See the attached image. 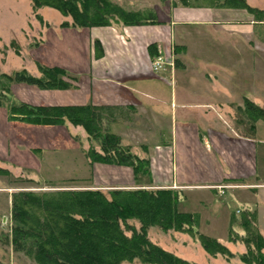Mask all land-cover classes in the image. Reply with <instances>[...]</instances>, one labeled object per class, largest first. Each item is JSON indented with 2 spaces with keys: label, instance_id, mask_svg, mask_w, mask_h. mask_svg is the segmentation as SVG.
Instances as JSON below:
<instances>
[{
  "label": "crops",
  "instance_id": "obj_1",
  "mask_svg": "<svg viewBox=\"0 0 264 264\" xmlns=\"http://www.w3.org/2000/svg\"><path fill=\"white\" fill-rule=\"evenodd\" d=\"M246 2L261 9L262 0ZM152 7L158 18L155 23L75 27L66 20L68 25L50 24L42 34L44 42L50 33V62L38 58L35 63L62 68L69 84L32 86L34 98L23 102L93 105L99 110L101 133L115 134L121 145L148 161V172L138 173L127 164L90 162L86 150L99 149V144L83 127L68 121L50 124L51 141L56 135L71 143L83 139L78 144L85 155V162L80 161V188H172L185 194L181 203L194 192L213 193L218 186L246 179L264 185L257 156V141H264V127L260 128L264 120H255L253 131L241 134L231 126L229 115L232 103L241 106L244 98L264 108V97H247L231 84L228 69L199 65L201 55L186 54L188 39L203 34L199 28L219 22L218 16L220 22L230 23L223 17L237 9L180 0H159ZM230 24L237 33L248 26L240 20ZM150 44L155 47L153 55ZM157 55L165 63L153 70ZM31 74L40 72L35 68Z\"/></svg>",
  "mask_w": 264,
  "mask_h": 264
},
{
  "label": "rangeland",
  "instance_id": "obj_2",
  "mask_svg": "<svg viewBox=\"0 0 264 264\" xmlns=\"http://www.w3.org/2000/svg\"><path fill=\"white\" fill-rule=\"evenodd\" d=\"M110 1L126 10H142L159 2ZM260 3V13L236 8L223 17L229 18L230 23L238 20L246 23V30L237 33L234 24L222 23V16H218L219 22L199 28L203 34L188 39L191 43L186 51L193 58L201 55L199 65L209 63L215 70L228 69L231 84L251 99L255 95L264 97V0ZM66 20L72 21L71 17L51 7L33 8L31 0H0V73L11 74L21 68L33 73L37 68L36 59L50 62V33L42 42L43 31L52 23ZM32 86L35 85L8 81L5 75H0V88H4L0 89V264H38L12 246V193L80 188V161L85 160V155L78 144L82 145L83 139L71 143V140L56 135L51 141L50 130L53 129L50 125L29 123L12 116L13 106L34 98ZM241 108L243 103L241 106L232 103L230 124L241 134H249V125L253 121ZM262 135L264 137V133ZM257 144L260 146L257 156L264 169V141H257ZM107 190L102 189L105 193ZM214 190L213 193L208 190L194 192L192 197L189 194L177 205L180 211L194 214L189 228L162 230L158 226H149L148 239L197 264H254L243 262L240 254L247 249L244 239L251 237L250 232L264 238V185L246 179ZM130 222L139 225L136 221ZM197 232L215 238L226 251H206ZM260 251L264 254V248ZM118 264L146 263L132 260Z\"/></svg>",
  "mask_w": 264,
  "mask_h": 264
},
{
  "label": "trees",
  "instance_id": "obj_3",
  "mask_svg": "<svg viewBox=\"0 0 264 264\" xmlns=\"http://www.w3.org/2000/svg\"><path fill=\"white\" fill-rule=\"evenodd\" d=\"M184 4L242 8L254 14L261 10L246 0H181ZM33 8L48 6L71 17L70 25L89 27L112 23H155L158 18L152 7L126 10L110 0H31ZM63 21L61 25H68ZM99 51V46L96 43ZM149 50L154 54L155 47ZM176 64L178 61H175ZM40 72L32 75L25 68L5 75L9 80L25 82L39 88H61L68 81L58 66L36 63ZM0 89H4L1 87ZM253 121L264 120V108L244 98L241 108ZM12 116L29 123L71 124L83 127L95 139L99 149L90 146L86 155L90 162L130 165L134 173L148 172L147 159L134 155L110 132L101 133L99 110L93 105H35L21 102L13 106ZM183 192L172 188H114L107 193L96 188H64L35 192L18 190L11 196V243L38 264H118L138 260L146 264H197L181 258L151 242L149 226L162 230L189 228L194 214L180 211ZM131 220L138 222L134 225ZM198 233V232H197ZM245 238L246 251L240 259L246 263L264 264V238L250 232ZM203 248L210 252H225L215 238L198 233ZM252 240V241H250Z\"/></svg>",
  "mask_w": 264,
  "mask_h": 264
},
{
  "label": "built area",
  "instance_id": "obj_4",
  "mask_svg": "<svg viewBox=\"0 0 264 264\" xmlns=\"http://www.w3.org/2000/svg\"><path fill=\"white\" fill-rule=\"evenodd\" d=\"M163 63H165L164 59L160 55L155 56L152 60V63H151L152 69L158 70L159 68H161Z\"/></svg>",
  "mask_w": 264,
  "mask_h": 264
}]
</instances>
